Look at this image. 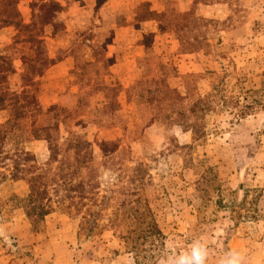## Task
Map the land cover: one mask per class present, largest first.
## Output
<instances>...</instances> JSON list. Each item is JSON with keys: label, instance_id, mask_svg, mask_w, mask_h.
I'll return each mask as SVG.
<instances>
[{"label": "rangeland", "instance_id": "374dc122", "mask_svg": "<svg viewBox=\"0 0 264 264\" xmlns=\"http://www.w3.org/2000/svg\"><path fill=\"white\" fill-rule=\"evenodd\" d=\"M163 1L167 9L159 39L143 42L149 58L141 77L147 82L132 95L127 94L131 85L124 88L128 80L114 75L105 79L102 70L95 72L92 84L88 76L94 70L87 68L92 65L76 64L59 75L53 67L70 49H60L58 40L73 42L81 52L88 31L92 36L98 28L95 17L75 23L65 9L59 14L55 10L52 21L40 22L47 10H40L41 2L58 0L0 1L6 11L14 2L16 20L24 26L35 24L25 37L39 35L42 40L39 45L23 43L20 27L16 29L21 33L13 27L0 29V53L14 68L0 87L28 92V103L42 112L26 114L16 125L9 111H0V264H135L126 253L123 231L106 226L104 215L69 217L53 205L37 228L26 217L23 200L29 189L23 181H12L14 163L24 164L27 151L35 158L33 166L55 173L57 163L46 167V141L32 140L31 135L58 121L59 132L49 134L52 143L81 137L76 164L81 166L85 152L92 153L102 173L101 188L117 191L116 206L148 200L164 236L160 257L152 264L179 255L196 240L207 245L206 264H222L233 251L241 255V264H264V0H192L185 11L181 8L187 0ZM66 29L76 31L64 33ZM22 58L35 70L42 67V59L51 64L38 77L27 73ZM156 64L167 66L164 79ZM24 69L32 86L23 87L30 85L20 80ZM102 86L114 92L105 97ZM212 87L218 91L215 110L192 120L203 130L200 139L193 141L189 132H181L177 120L163 115L150 120L156 104L148 99L171 100L174 92L186 91L193 99L206 97ZM228 98L239 107L248 106L244 116L235 115L239 108ZM223 100L228 103L221 106ZM189 104L190 99L183 102ZM49 107L55 109L47 118L43 112ZM27 165L20 178L29 176ZM138 176L140 181L130 184L128 179Z\"/></svg>", "mask_w": 264, "mask_h": 264}, {"label": "trees", "instance_id": "16d2710c", "mask_svg": "<svg viewBox=\"0 0 264 264\" xmlns=\"http://www.w3.org/2000/svg\"><path fill=\"white\" fill-rule=\"evenodd\" d=\"M45 8L47 10L44 14L38 17L39 21L42 20L40 22L52 21L54 18L53 13L55 10L59 9V5L53 2H41L40 10H45ZM17 15L18 13L14 2L9 4V11H6L0 4V29L13 27L17 33H21L16 29L20 27L19 31H23L24 33V36L22 35L23 43L32 44L35 42L37 45L42 43L41 36L39 35L35 37L27 35L25 37V33L29 34L30 30H33L35 27V24L24 26L16 20ZM181 15L187 16L186 13ZM13 40L16 43V39ZM148 58L147 56L141 60V66L144 71L146 70V73L147 68H145V65L148 62ZM26 63L28 62L22 58L21 64L24 66L26 65L27 73L30 72L31 75L33 74L34 76L40 77L42 68L48 63L50 65L51 61H48L46 58L45 60L42 59V67L36 70L31 64L28 66ZM155 68H157L156 70L160 73V78L164 79V72H166L167 66L156 64ZM27 73L24 69L20 80L22 83H29L30 85H23V87L33 85L32 79L28 78ZM13 74L14 68L12 66V61L0 53V84ZM152 79L149 80V82H153L154 80ZM142 81L147 82V80L141 77L128 88L127 94L129 95L130 93V95H132L133 91H135ZM110 91L113 90H110L107 86H102V92L105 97H107ZM217 93L218 91L212 87V94L206 97L193 99L192 95L190 93L188 94L186 91L183 94L174 92V97L171 100L148 99L149 102L156 104L154 108L155 113L150 120L154 121L162 115L166 119L177 120L179 121L177 127H179L181 132H189L192 135L193 141L200 139L203 136V130L199 124L192 122V120H196L198 117L215 110L213 98L217 97ZM28 94L29 93L25 91L17 93L0 87V111H9L16 125L19 120L25 119L26 114L37 115L42 113L40 106L28 103V100L32 101V97ZM138 97H141L140 94ZM189 99L190 104L188 106H183V102ZM233 99L234 98H228L231 102ZM219 103L220 101H217V104ZM227 103V100H223L220 105L222 106ZM234 103L237 104V109L239 108L238 113H235V115L239 117L244 116L248 106L239 107V102L236 100ZM54 109V107H49L43 113L49 118V115L52 114ZM166 112L168 114H165ZM59 123L60 121H58V124H50L48 122L42 128L35 130L36 132L31 135L32 140L46 141L49 152V159L46 167H49L53 163H57L58 166L55 168V173L50 175L51 170L33 166L35 158L33 154L27 151L23 152L24 164L14 163L13 173L11 175L12 181H23L28 185L29 192L23 201L26 208V217L31 225L37 228L43 222L44 218L52 213L54 210L53 205H58V209L66 211L69 217L80 216L82 219H85L91 216L104 215L107 217L106 226L115 227L123 231V243L126 248V253L133 256L135 264L155 263V260L160 257L159 252L163 247L164 236L153 216L148 200L142 197L126 205L116 206L114 199L117 191L113 190L111 187L101 188L102 173H100L98 167L93 164L94 158L92 153L90 151L85 152L83 154L81 166L76 164L75 157L78 153L76 144L81 142V137H66L58 146L52 143L49 134H57L59 132ZM37 133L40 134L38 135ZM116 149L112 152L116 151ZM102 152H105V148L104 150L102 149ZM56 155H58V161ZM105 156L106 155H103V159ZM26 164L28 165L26 166L27 169L25 172L28 173L29 176L25 178L21 176L23 178H20L18 175L23 173L22 168ZM101 164L105 166V162ZM108 170L110 169L108 168ZM115 178L116 181H118L120 178L119 174H115ZM128 181L133 185L135 182H139L140 178L139 176L130 177Z\"/></svg>", "mask_w": 264, "mask_h": 264}, {"label": "crops", "instance_id": "0c3cea01", "mask_svg": "<svg viewBox=\"0 0 264 264\" xmlns=\"http://www.w3.org/2000/svg\"><path fill=\"white\" fill-rule=\"evenodd\" d=\"M70 0H58V14L67 9L74 22L79 18L95 17L93 23L98 25L89 36L81 42V52H77V45L58 40L60 49L64 51L70 48L66 56L58 59L53 67L58 68V75L64 70L72 68L73 65L84 64L92 68L93 73L89 75L91 83L97 81L95 72L102 70L103 78L114 75V78L128 80L124 88L129 87L139 80L143 74L141 60L147 57L146 47L143 44L146 39L151 38L158 41L161 34L160 19L167 9L163 0H80V2H68ZM187 6L182 5V11L189 9L192 0H187ZM180 3L181 1L178 0ZM70 3V4H68ZM73 22V23H74ZM86 23H89L86 20ZM82 28H79L81 30ZM71 34L72 31L64 30ZM76 30L72 33L74 34ZM80 32L79 34H82ZM105 35V36H104ZM104 37V40L98 39ZM108 37V40L105 38ZM79 47V46H78ZM96 52L98 56L96 57ZM95 55V56H94ZM82 64V65H83ZM97 86L102 85L96 82Z\"/></svg>", "mask_w": 264, "mask_h": 264}, {"label": "clouds", "instance_id": "9594fccd", "mask_svg": "<svg viewBox=\"0 0 264 264\" xmlns=\"http://www.w3.org/2000/svg\"><path fill=\"white\" fill-rule=\"evenodd\" d=\"M208 256L207 245L201 240L193 241L188 250L179 255H171L161 260V264H206ZM242 257L238 252H230L226 255L222 264H241Z\"/></svg>", "mask_w": 264, "mask_h": 264}]
</instances>
